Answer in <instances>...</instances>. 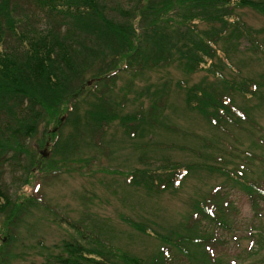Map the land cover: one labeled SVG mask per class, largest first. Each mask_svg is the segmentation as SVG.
I'll use <instances>...</instances> for the list:
<instances>
[{
    "label": "trees",
    "instance_id": "16d2710c",
    "mask_svg": "<svg viewBox=\"0 0 264 264\" xmlns=\"http://www.w3.org/2000/svg\"><path fill=\"white\" fill-rule=\"evenodd\" d=\"M242 10L264 18V0H136L131 6L121 0H0V168L30 159V172L39 164L37 151L50 144L53 157L61 159L45 160L39 173L59 174L69 157L80 153L82 142L101 139L114 121L133 140L157 128L192 136L161 119L170 98L166 86L171 77L152 92L147 110L141 104L132 115L119 114L126 97L118 96L119 102L113 94L122 73L130 75L129 88L151 70L177 68L188 76L205 72L214 81L204 77L189 85L180 80L177 87L185 91V106L220 134L216 142L204 140L203 146L213 154L195 150L203 161L186 164L165 158L156 168L129 173L127 184L144 185L153 194L178 192L193 170L204 169L239 188L255 209L261 208L264 159L237 148L241 142L235 132L248 131L253 144L264 148V128L252 117V108L237 101V97L256 98L264 105V75L243 77L235 61L244 43L253 54L264 56V29L246 24ZM40 12L45 28L38 25ZM227 69L237 71L240 78L229 79L224 74ZM257 132L262 136L257 137ZM256 160L263 168L259 175L253 170ZM3 176L1 170L0 222L6 238L0 242V264H12L18 226L34 207L43 204L47 211L53 210L35 195L10 199L2 190ZM235 212L222 186L211 188L196 199L183 233H156L162 248L149 259L108 248L106 240L66 221L77 236L57 245L60 251L50 253L44 264H175L181 257L188 264H238L216 256L215 234L202 228L205 220L230 230ZM127 222L144 234L152 231L146 224ZM262 239L260 233L258 242Z\"/></svg>",
    "mask_w": 264,
    "mask_h": 264
},
{
    "label": "rangeland",
    "instance_id": "374dc122",
    "mask_svg": "<svg viewBox=\"0 0 264 264\" xmlns=\"http://www.w3.org/2000/svg\"><path fill=\"white\" fill-rule=\"evenodd\" d=\"M121 1L125 6H131L136 0ZM240 14L250 27L264 29V18L260 15L251 10H242ZM38 20V25L44 27L45 16L42 12L38 14ZM33 22L38 26L36 20ZM240 49L235 63L240 64L241 75L261 78L264 75L263 54H253L245 43ZM168 71H147L137 77L134 85L129 84L130 90L127 87L130 75L122 73L113 94L116 99L122 95L126 97L119 114H135L141 104L147 110L153 99L152 92L161 87L160 83L164 82L161 80L169 76L171 80L166 87L170 91V98L161 119L192 136L157 128L143 139L133 140L118 121H114L101 139H92L87 145L82 142L80 153L69 157L66 168L59 174L39 173L41 166L46 165L45 160L53 157L50 144L37 151L36 160L39 164L30 168L31 173L28 171V158L25 162H11L0 168V171L4 170L2 190L10 199L23 200L35 195L56 213L47 211L43 204L32 209L30 217L17 228L18 238L12 248V254L15 255L12 264H44L50 253L60 251L57 245L77 236L76 229L66 221L78 223L89 235L106 240L108 248L111 246L120 252L149 259L162 248L156 233L167 235L175 230L183 233V224L194 211L196 199L215 186H222L223 191L228 193L236 212L231 219L230 230L202 221V228L212 229L217 239L212 247L213 253L238 264H264V232H261L264 226V203L261 208L255 209L239 188L226 185L220 175L204 169L193 170L180 191L162 194L148 193L144 185L136 187L127 184L126 176L129 173L136 169L156 168L165 158L183 164L203 161L194 151L213 154L211 148L203 146L204 140L216 142L220 136L200 115L185 106V91L177 87L180 80L191 85L202 81L204 77L209 81H214V78L206 76L205 72L188 76L177 68ZM224 74L229 79L240 78L237 71L230 69L225 70ZM237 101L238 104L251 107L252 117L264 128V105L256 98L237 97ZM64 132L68 134L69 130ZM235 133L241 142L236 143L237 148L241 151L251 150L264 159V148L253 144L248 131L238 130ZM262 134L257 132L256 135L260 137ZM53 159L60 160L61 157L54 156ZM253 165L255 174H262L261 163L256 160ZM39 181H43L41 187L36 185ZM127 219L146 224L152 231L150 234L139 232ZM1 220H4L3 216ZM2 227L0 222V242L6 238ZM260 233H263V239L258 242ZM188 262L185 257L175 260V264Z\"/></svg>",
    "mask_w": 264,
    "mask_h": 264
},
{
    "label": "water",
    "instance_id": "95a60500",
    "mask_svg": "<svg viewBox=\"0 0 264 264\" xmlns=\"http://www.w3.org/2000/svg\"><path fill=\"white\" fill-rule=\"evenodd\" d=\"M91 83H92V81L89 82V84H91Z\"/></svg>",
    "mask_w": 264,
    "mask_h": 264
}]
</instances>
